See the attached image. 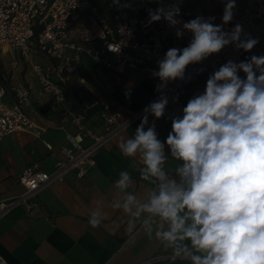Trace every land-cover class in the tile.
Returning a JSON list of instances; mask_svg holds the SVG:
<instances>
[{"label": "clouds", "instance_id": "clouds-1", "mask_svg": "<svg viewBox=\"0 0 264 264\" xmlns=\"http://www.w3.org/2000/svg\"><path fill=\"white\" fill-rule=\"evenodd\" d=\"M235 8L236 0H227L220 25L215 17L197 16L177 28L178 39L185 31L192 34L189 44L170 48L157 61L158 71L152 75L159 78L160 99L143 110L134 135L118 145L124 157H139L143 166L134 170L153 187L141 201L127 192L132 174L121 171L114 186L125 195L112 207L138 220L174 257L191 264H264V55L219 67L204 92L183 107L182 116L171 117L165 141L148 120L149 115L164 117L169 103L164 91L185 78L189 65L229 45L249 52L258 44L240 24L224 30ZM179 15L178 2L161 6L149 10L148 24L163 19L176 27ZM241 71L246 78L238 75ZM166 147L171 158L182 162L172 174L165 170ZM102 219L93 211L88 222L96 228ZM134 227L129 224V230Z\"/></svg>", "mask_w": 264, "mask_h": 264}, {"label": "crops", "instance_id": "crops-1", "mask_svg": "<svg viewBox=\"0 0 264 264\" xmlns=\"http://www.w3.org/2000/svg\"><path fill=\"white\" fill-rule=\"evenodd\" d=\"M226 2L187 0V6L191 17H215L214 23L220 25ZM244 5L245 0H236L235 15L242 12ZM231 25L232 21L224 25V30L229 31ZM178 40L182 42L181 49L189 44L184 38ZM33 57L31 61L39 57L43 65L57 63L42 52H35ZM157 61L152 62L154 71H158ZM154 71L127 69L117 72L97 64L83 53L75 74L67 78L66 82H70H60L66 94L62 103H56L40 88L37 74L27 68L25 62L14 75L10 72L8 85H3L8 87L5 99L14 102L10 86L17 81L28 86V100L21 106L36 127L13 131L0 139V198L22 191L18 175L27 164L37 162L44 170L52 171L56 162L64 157V147L77 149L78 144L85 146L90 142L73 121L78 110L85 112L83 125L100 133L105 125L103 101H108L111 109L123 115L149 104L160 93L156 91L160 81L153 77ZM209 76L206 71H198L179 88L178 95L185 104L204 92ZM52 77L60 81L58 72L53 71ZM78 78L80 84L76 82ZM129 92L130 96L126 95ZM142 116L95 150L96 163L84 174L77 175L71 169L62 178L41 187L31 212L18 205L0 217V255L6 264H191L190 260L176 257L151 258L157 253L172 251L165 249L154 233L149 236L138 220L112 207L113 202L122 201L125 195L114 186L121 171L132 174L133 183L127 192L134 193L139 200L146 201L147 189L153 187L142 181L139 172L134 170L143 166L139 157H124L118 147L120 142L134 135ZM148 120L149 125L155 122L158 139L165 141L170 132V118L164 115L156 120L149 115ZM165 153L168 156L165 170L172 174L182 162L171 158L167 147ZM93 211L103 217L96 228L88 222ZM130 223L135 224L131 230Z\"/></svg>", "mask_w": 264, "mask_h": 264}, {"label": "built area", "instance_id": "built-area-1", "mask_svg": "<svg viewBox=\"0 0 264 264\" xmlns=\"http://www.w3.org/2000/svg\"><path fill=\"white\" fill-rule=\"evenodd\" d=\"M225 1L214 0L218 4ZM177 2L180 15L176 19L181 24L170 27L163 19L148 24L149 10ZM192 19L194 17L188 11L187 0H118V3L114 0H0V49L18 52L24 61L28 59L37 74L40 88L49 93L56 103H62L66 94L60 82H70H66L67 78L75 74L81 54L85 53L97 64L117 72L127 69L154 71L152 62L163 59L170 48L181 49L182 42L178 40L176 30L182 23ZM236 24L242 26L244 33L257 38L258 44L249 52L237 50L235 45L226 46L202 63L186 69L183 80L171 82L164 91L169 100L165 116L170 118V131L171 117L182 116V109L186 106L178 90L198 71L212 75L229 60L239 63L252 55H264V0H245L242 12L234 15L229 31ZM182 38L190 42L192 34L185 31ZM35 52H42L51 60L56 59L57 63L43 65L31 61L30 54ZM11 64V73L14 75L18 64L17 55L12 54ZM53 71L58 72L60 81L52 77ZM238 75L246 78L242 71ZM80 81V78L76 80L78 84ZM7 90L8 87L0 86V139L13 131L36 127L21 106L28 100L29 87L20 81L12 84V103L5 99ZM160 95L149 104L124 115L119 110L111 109L108 101H103L101 107L105 125L100 133L83 125L84 110L75 112L73 121L78 131L88 137L90 142L85 146L78 144L77 149L64 147V157L56 162L52 171L44 170L37 162L24 166L18 175L23 189L16 195L0 198V217L18 205L31 212L39 189L54 179L62 178L67 171L74 169L77 175L84 174L87 168L96 163L93 152L138 119L147 106L160 99ZM154 257L174 256L172 252H161L151 256ZM0 264H6L1 255Z\"/></svg>", "mask_w": 264, "mask_h": 264}, {"label": "rangeland", "instance_id": "rangeland-1", "mask_svg": "<svg viewBox=\"0 0 264 264\" xmlns=\"http://www.w3.org/2000/svg\"><path fill=\"white\" fill-rule=\"evenodd\" d=\"M12 54H15V56L17 55V59H18V64L15 67V70L20 71L24 66V62L27 68H31V62L28 61V59H25L24 61V59H22V57L19 55L18 52H12L10 50L0 49V69L3 71V75H4L3 82L0 81V86L8 85V82L10 80L9 77L12 68V64H11ZM30 57L34 58L32 54H30ZM33 61L41 62L42 60L39 57H36L35 59H33Z\"/></svg>", "mask_w": 264, "mask_h": 264}, {"label": "trees", "instance_id": "trees-1", "mask_svg": "<svg viewBox=\"0 0 264 264\" xmlns=\"http://www.w3.org/2000/svg\"><path fill=\"white\" fill-rule=\"evenodd\" d=\"M3 77H4V75H3V71L0 69V81H1V82H3Z\"/></svg>", "mask_w": 264, "mask_h": 264}]
</instances>
